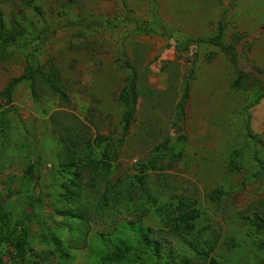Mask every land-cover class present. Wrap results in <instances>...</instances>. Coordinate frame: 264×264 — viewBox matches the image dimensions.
Instances as JSON below:
<instances>
[{
	"label": "rangeland",
	"instance_id": "1",
	"mask_svg": "<svg viewBox=\"0 0 264 264\" xmlns=\"http://www.w3.org/2000/svg\"><path fill=\"white\" fill-rule=\"evenodd\" d=\"M224 12L223 43L264 80V0H0L21 45L0 59V264H264V96L218 48L177 50ZM83 18L111 25H64Z\"/></svg>",
	"mask_w": 264,
	"mask_h": 264
},
{
	"label": "trees",
	"instance_id": "2",
	"mask_svg": "<svg viewBox=\"0 0 264 264\" xmlns=\"http://www.w3.org/2000/svg\"><path fill=\"white\" fill-rule=\"evenodd\" d=\"M225 15V12L221 15V18L217 24V32L216 34L209 39H187L184 41V43H182L181 45H178L177 50L178 51H188L189 46L191 45H197L199 43H205V44H209L211 46H214L216 48H218V50L226 57V59L228 60V62L230 63V65L234 68L235 70V80L233 81V87L237 90H242V91H248V90H256L259 95L261 97L264 96V80L257 74L249 72V71H245L243 69H240L238 67V54L236 52V50L233 48V46L231 44H224L223 43V32L225 30V23L223 22V16ZM128 19L125 18L124 21ZM129 21H131L130 19H128ZM127 20V21H128ZM65 26H69V27H74V26H80L82 28H84L85 30H89L92 28H106L109 27L111 25L110 21H102V20H97V19H77L75 21H68L64 24ZM138 29L144 31V32H152L153 28H148L145 29L143 28V26H140L139 24H137L136 26ZM0 29L3 30V24L0 20ZM21 46L19 44H16L12 38L7 37V35L5 37L1 36V32H0V59L4 58L6 56V58L9 56L10 51L9 48H11L12 46ZM24 44H22L23 46ZM123 67L125 68V70H130L131 74H128V76H126L125 79V85L122 88V91L120 92L119 96H118V100H119V104H122V106H130L131 102L130 101H136L137 99V95H136V88H135V83H136V74L134 73L133 67L130 63V61L128 59L125 60ZM32 66H30L29 64L26 65V67L24 68V75L22 77H26L27 79H29L30 77V73L32 70ZM54 79L48 80V83H50L51 85V91L52 93H60L63 97H64V93L59 91V88L57 86V84H54ZM59 85V84H58ZM188 97V84L186 83L184 86V91L182 94V98L178 101V103L176 104V109L178 114H183V107H184V103L186 101ZM129 110L125 111L123 113L122 116V120L124 122V129H129V127L131 126V124L134 122V119L132 118V112H128ZM153 154V156L150 157V159L148 160V162L141 164V172H145L147 171V169L157 161V159L160 157V153H159V147L155 146L151 152ZM73 161L70 162V165H73ZM67 167V165H66ZM68 168V167H67ZM37 201V198H33L30 202L31 205L35 204ZM18 244L21 245L22 244V240H18ZM210 263L214 264L213 260H210Z\"/></svg>",
	"mask_w": 264,
	"mask_h": 264
}]
</instances>
